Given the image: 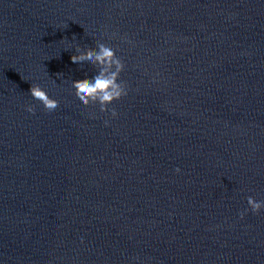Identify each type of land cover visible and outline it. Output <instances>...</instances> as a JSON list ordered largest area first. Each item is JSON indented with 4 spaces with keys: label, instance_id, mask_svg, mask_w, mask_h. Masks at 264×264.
<instances>
[{
    "label": "clouds",
    "instance_id": "obj_1",
    "mask_svg": "<svg viewBox=\"0 0 264 264\" xmlns=\"http://www.w3.org/2000/svg\"><path fill=\"white\" fill-rule=\"evenodd\" d=\"M70 59L74 64L89 62L94 66H99L91 78L72 81L75 95L79 101L85 106L98 104L101 112L110 110L111 115L116 117L118 115L116 110L114 108L109 109L108 106L122 99L128 92L125 82L120 79L125 64L117 56L113 47L108 43L97 41L94 48L88 47L83 50L77 48L76 54L72 55ZM30 95L33 99L39 101L48 112L54 111L59 106V101L50 98L47 92L37 84H31ZM26 110L29 113H34L35 106L27 105ZM247 203L254 214H258L264 209V200L257 201L249 196ZM249 209H245L244 212L239 214L241 219L244 218L245 213Z\"/></svg>",
    "mask_w": 264,
    "mask_h": 264
}]
</instances>
